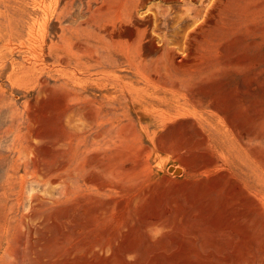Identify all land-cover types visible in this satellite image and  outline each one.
I'll return each instance as SVG.
<instances>
[{"label": "rangeland", "instance_id": "obj_1", "mask_svg": "<svg viewBox=\"0 0 264 264\" xmlns=\"http://www.w3.org/2000/svg\"><path fill=\"white\" fill-rule=\"evenodd\" d=\"M0 264H264V0H0Z\"/></svg>", "mask_w": 264, "mask_h": 264}, {"label": "water", "instance_id": "obj_2", "mask_svg": "<svg viewBox=\"0 0 264 264\" xmlns=\"http://www.w3.org/2000/svg\"><path fill=\"white\" fill-rule=\"evenodd\" d=\"M169 169H170V171H173L177 175H180L181 172H182V169L181 168H173V167H170Z\"/></svg>", "mask_w": 264, "mask_h": 264}, {"label": "bare ground", "instance_id": "obj_3", "mask_svg": "<svg viewBox=\"0 0 264 264\" xmlns=\"http://www.w3.org/2000/svg\"><path fill=\"white\" fill-rule=\"evenodd\" d=\"M68 1H69V0H68ZM86 1H87V0H86ZM96 1H97V0H91V3H92V2H94V3H95Z\"/></svg>", "mask_w": 264, "mask_h": 264}]
</instances>
